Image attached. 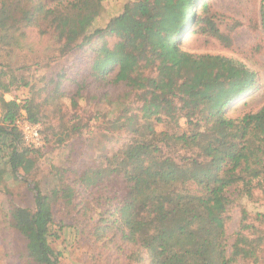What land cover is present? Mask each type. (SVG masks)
I'll use <instances>...</instances> for the list:
<instances>
[{"label":"trees","instance_id":"trees-1","mask_svg":"<svg viewBox=\"0 0 264 264\" xmlns=\"http://www.w3.org/2000/svg\"><path fill=\"white\" fill-rule=\"evenodd\" d=\"M24 1H0L2 32L12 30L13 12L19 11L31 18L39 15L35 21L39 31L46 24L54 38L61 40L70 22L84 16L86 5L101 0H74L61 8L29 0L25 5ZM197 2L139 0L125 4L102 28L90 31L92 21L86 23L77 47L105 36L115 39L111 46L101 42L90 57V76L106 79L108 69L114 67L113 82L146 89L140 108L144 120L132 127L131 140L118 153L99 155L101 164L95 167L68 171L72 177L56 168L52 189L43 192L34 185L33 207L9 209L10 224L25 241L19 252L21 262L26 261L23 264L59 263V253L48 241L58 238L52 228L56 208L79 213L86 235L104 249L123 255L125 264L260 262L263 237L256 222L264 215L252 219L241 207L231 243L228 224L237 198L264 199V105L236 118L225 112L250 93L257 74L232 57L181 49L180 37L191 22L200 24L203 32L221 36L207 18L204 0L197 15ZM260 25L264 35V10ZM66 42L59 45V52L73 48ZM142 61L152 73H137ZM9 84L0 80L3 92ZM16 100L0 96V140L8 139L7 163L15 175L23 171L24 180L35 163L30 155L48 149V138L41 127L43 148L22 144L14 119L24 110L27 120L38 123L40 110L28 98ZM153 115L155 119L148 120ZM161 115L176 120V127L184 119L186 129L157 132L154 122L168 123L162 122ZM177 146L190 153L170 151ZM126 248L128 256L123 253Z\"/></svg>","mask_w":264,"mask_h":264},{"label":"rangeland","instance_id":"rangeland-1","mask_svg":"<svg viewBox=\"0 0 264 264\" xmlns=\"http://www.w3.org/2000/svg\"><path fill=\"white\" fill-rule=\"evenodd\" d=\"M1 1V0H0ZM42 2L47 7H63L74 0H29ZM139 0H101L90 2L85 7L81 19L70 22L67 36L57 40L42 25V32L35 26L39 15H22L13 12L14 25L9 32L0 29V80L9 84L8 91L3 92L0 85V96L5 99L28 98L33 105L39 106V121L46 137L48 149L30 155L34 160L31 172L22 180L23 171L12 173L8 161L9 142L5 136L0 140V264H23L19 252L25 241L10 224L8 212L13 206H34V185L43 192L52 189L56 183L54 171L63 168L65 176L72 177L68 171L84 167H95L101 164L99 155L110 157L118 153L131 140L133 126L142 124L146 89L131 88L124 82H113L116 70L110 67L106 79L90 76L87 62L95 50L106 42L114 44L115 39L105 36L103 39L80 43L85 34V25L92 21L89 30L102 28L110 18L119 14L125 4ZM165 1V0H158ZM198 0L194 5L197 15L200 11ZM207 7V18L219 32L220 37L206 30L200 24L191 22L186 32L180 37L181 49L197 55L221 54L237 59L257 74L254 88L240 100L234 101L226 110L232 118L247 112H256L264 105V35L260 25V13L264 10L262 0H204ZM27 0L24 1L26 5ZM32 19V20H31ZM30 20V21H28ZM41 20V19H40ZM39 20V23H40ZM67 41L73 48L59 52V45ZM66 42V43H67ZM63 71V76L58 73ZM137 73H152L145 61L140 62ZM2 106L0 105V114ZM177 116V114H174ZM163 123L154 122L157 132H181L186 129L184 119L176 120L161 115ZM151 116L148 120H154ZM138 123V124H136ZM2 141V143H1ZM170 151L178 154H189V150L171 147ZM113 179V178H111ZM237 194V192L233 193ZM79 203V199L77 200ZM93 201H90L92 203ZM264 199L253 201L237 198L232 205V219L228 224L229 243L241 214V207L255 219L264 215ZM55 213V225L58 238H48L52 248L59 253L58 264H125L123 255L114 253L111 248H103L92 236L86 235L81 228L83 224L79 213L66 212L64 209ZM263 218V221H260ZM63 225H62V224ZM262 252L260 262L264 264V217L259 216ZM129 248L123 253L128 256ZM236 262L234 264H241ZM138 264V263H136Z\"/></svg>","mask_w":264,"mask_h":264},{"label":"built area","instance_id":"built-area-1","mask_svg":"<svg viewBox=\"0 0 264 264\" xmlns=\"http://www.w3.org/2000/svg\"><path fill=\"white\" fill-rule=\"evenodd\" d=\"M16 101H19L16 100ZM20 132L21 142L24 146L31 149H41L45 140L41 133V126L37 122H30L25 118L24 110H20V115L12 123Z\"/></svg>","mask_w":264,"mask_h":264}]
</instances>
